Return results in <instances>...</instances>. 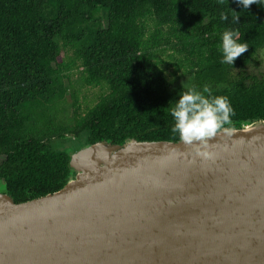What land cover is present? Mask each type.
I'll return each mask as SVG.
<instances>
[{
  "label": "trees",
  "instance_id": "1",
  "mask_svg": "<svg viewBox=\"0 0 264 264\" xmlns=\"http://www.w3.org/2000/svg\"><path fill=\"white\" fill-rule=\"evenodd\" d=\"M225 28L249 45L233 66L220 62ZM262 50L264 8L256 4L240 11L235 0H0L4 192L19 203L59 191L73 173L72 154L100 141L180 140L169 109L181 79L228 97L235 115L223 128L264 120V73L249 70ZM86 88L102 93L84 107Z\"/></svg>",
  "mask_w": 264,
  "mask_h": 264
},
{
  "label": "water",
  "instance_id": "2",
  "mask_svg": "<svg viewBox=\"0 0 264 264\" xmlns=\"http://www.w3.org/2000/svg\"><path fill=\"white\" fill-rule=\"evenodd\" d=\"M210 143L100 141L59 191L0 192V264H264V120Z\"/></svg>",
  "mask_w": 264,
  "mask_h": 264
},
{
  "label": "clouds",
  "instance_id": "3",
  "mask_svg": "<svg viewBox=\"0 0 264 264\" xmlns=\"http://www.w3.org/2000/svg\"><path fill=\"white\" fill-rule=\"evenodd\" d=\"M225 0H217L218 4H224ZM240 6V11H250L253 4L264 8V0H235ZM230 8V7H229ZM230 12H238L230 8ZM239 15H233L232 19L239 22ZM220 20L229 19L228 12L220 13ZM219 51L221 63L234 65L237 57L245 53L249 45L239 42V32L236 29L225 28L219 33ZM174 105L169 109L173 119L171 131L178 134L180 141L190 149L187 154L209 159L212 157L210 139L215 137L220 129L232 124L235 115L229 99L224 95H214L208 85L197 88L194 84H182ZM184 155L185 153H181Z\"/></svg>",
  "mask_w": 264,
  "mask_h": 264
},
{
  "label": "rangeland",
  "instance_id": "4",
  "mask_svg": "<svg viewBox=\"0 0 264 264\" xmlns=\"http://www.w3.org/2000/svg\"><path fill=\"white\" fill-rule=\"evenodd\" d=\"M249 70L253 73L259 74V73H264V50H262L259 53V62L255 66H250ZM183 82L186 81L185 79H181ZM100 88H86L83 90L82 94L80 95V100L83 106L85 107L86 105H92L95 103V101L99 98L101 95ZM98 94V95H97ZM97 97V99H96ZM57 145L60 144L62 145L61 141L56 142ZM74 147H77V142H70L65 144V148H69L71 151L74 150ZM1 159V158H0ZM0 192H4V187L2 184H0Z\"/></svg>",
  "mask_w": 264,
  "mask_h": 264
},
{
  "label": "flooded vegetation",
  "instance_id": "5",
  "mask_svg": "<svg viewBox=\"0 0 264 264\" xmlns=\"http://www.w3.org/2000/svg\"><path fill=\"white\" fill-rule=\"evenodd\" d=\"M186 82H187V81H184V82H183L182 80H179V81H178V83H179L178 85L182 86V84H186ZM187 84H188V82H187Z\"/></svg>",
  "mask_w": 264,
  "mask_h": 264
}]
</instances>
